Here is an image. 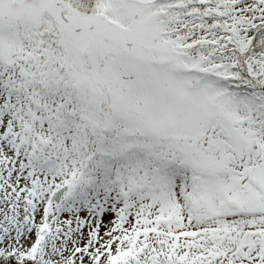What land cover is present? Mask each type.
I'll return each mask as SVG.
<instances>
[{
    "label": "snow or ice",
    "instance_id": "snow-or-ice-1",
    "mask_svg": "<svg viewBox=\"0 0 264 264\" xmlns=\"http://www.w3.org/2000/svg\"><path fill=\"white\" fill-rule=\"evenodd\" d=\"M0 264H264V0H0Z\"/></svg>",
    "mask_w": 264,
    "mask_h": 264
}]
</instances>
